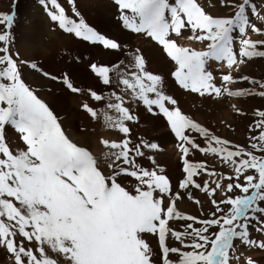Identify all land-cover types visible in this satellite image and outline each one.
<instances>
[{
    "label": "snow or ice",
    "instance_id": "snow-or-ice-1",
    "mask_svg": "<svg viewBox=\"0 0 264 264\" xmlns=\"http://www.w3.org/2000/svg\"><path fill=\"white\" fill-rule=\"evenodd\" d=\"M15 2L10 14L0 13V250L12 264H257L246 251H264V239L252 236L253 231L264 235V110L254 112L248 145L234 144L182 113L164 91L163 77L147 70L139 48L106 37L83 18H70L58 0H39L64 33L119 57L89 65L101 90L88 89L81 103L89 119L121 136L99 139L105 174L93 153L70 140L58 117L24 81L22 69L27 67L81 93L67 73L52 76L10 51ZM66 2L80 17L75 0ZM113 3L121 28L154 42L174 64L170 75L180 89L213 101L264 98V80L234 76L247 61L264 58V27L257 23L264 25V9L255 0H220L221 7L231 9L220 17L208 14L198 0ZM185 31L191 33L187 40L204 48L178 44ZM250 34L262 38L253 40ZM213 64L227 70L219 83ZM244 82L251 87H231ZM140 107L162 116L174 136L182 165L175 188L152 154L161 150L159 144L131 139L130 125L140 124ZM232 108L245 114L236 105ZM8 128L23 147H11ZM195 152L217 158L230 171L210 170L204 160L189 159ZM140 159L153 167L141 165ZM194 191L206 195L207 214ZM217 194L222 198L216 199ZM185 196L201 207L199 216L178 209ZM146 236L156 240L155 252ZM238 248L245 251L238 253Z\"/></svg>",
    "mask_w": 264,
    "mask_h": 264
},
{
    "label": "rangeland",
    "instance_id": "rangeland-1",
    "mask_svg": "<svg viewBox=\"0 0 264 264\" xmlns=\"http://www.w3.org/2000/svg\"><path fill=\"white\" fill-rule=\"evenodd\" d=\"M214 1L215 0H198V3H200L208 14L214 17L231 14L229 7H223L224 9H222L220 0L216 2L217 4ZM58 2L65 8L66 14L70 18L76 19L77 22L79 18H83L89 26L106 37L115 39L122 45H128L129 49L139 48L146 59L147 70L163 77L164 91L177 100L178 107L182 113L209 128L214 134L226 138L234 144L241 146L248 145L249 137L254 134L249 132L248 126L257 119L254 115L255 110H264V98L253 96L246 98H224L220 101H213L211 99L200 98L195 94H189L175 84L174 79L170 75L171 71L174 70V64L165 57L161 49L155 45L154 42L121 28L118 20L117 7L113 3V0H75V8L80 13V17L74 16L66 0H58ZM225 2H228V0H225ZM255 2L258 3L259 6L260 0H255ZM38 3V0H16V18L14 27L11 29L15 39L14 43L10 45V51L13 54L18 52L20 59L36 63L39 68L43 69L44 72L50 73L52 76L62 77L64 73H67L73 85L81 89V93L74 94L60 82L47 79L40 75V73L33 72L27 67L22 69L24 81L33 88L38 98L44 101L49 106L50 110L58 117L65 134L78 146L87 147L98 160L101 170L107 174L108 169L103 156L105 149L99 144V139L104 137L109 140H120L121 136L114 131H105L101 123L93 122L89 119L81 110V103L87 100L88 89L101 90L98 78L90 71L89 65L92 63L106 65L111 61L117 60L119 57L115 53H106L102 47L82 41L73 34L64 33L58 26L50 21L44 8ZM12 4L13 0H0V13L10 14L12 11ZM210 4H212L211 8H209ZM262 7H264V4ZM262 7L259 6L261 9ZM218 8H220L223 13H215L214 11L218 10ZM24 17H27V19L23 20ZM38 17L47 21H42L43 23L40 26L39 24L33 26L34 20H30H36ZM253 21L257 22L255 18H253ZM257 23L258 26L264 27V25H259V22ZM32 27L35 28L32 33V35H34L32 40L39 41L42 45L44 44L47 47L44 48L39 45L36 47V44H33L34 46L31 47L30 44H26L19 49V44L30 36ZM114 28H116L118 32L113 31ZM2 30L3 26L0 25V31ZM190 34L189 31L184 32L185 38L178 39L177 43L181 46L202 50L204 44L186 39ZM250 38L257 40L262 37L250 34ZM146 45H149V48H147L148 46ZM0 46L3 45L0 44ZM151 47L153 50H156L157 53L149 52L148 49L151 50ZM28 49L29 51L25 54L24 50L26 51ZM76 57H80L79 62H77ZM248 62H251V64L252 62L256 63L249 65ZM165 64L167 65L165 66ZM212 67L214 75L217 77V83H219V76L223 73L221 71L225 70L224 72H226L227 70L221 69L215 64H213ZM241 75L264 80V58H254L251 61H247L241 66L239 73H234V76ZM231 87L235 90L251 87V85L244 82L235 83ZM88 102L90 104L92 103L90 100ZM232 105H236V107L240 108L245 114H236L233 111ZM93 106L95 107V105ZM128 107L135 109L134 104H129ZM138 115L140 124L130 125L132 128L131 139L133 142H137V138L140 137L147 139L149 142L154 141L159 144L161 150L152 154L157 164L165 169L164 174L170 178L175 188L178 180L182 178V165L179 160L180 154L178 151L176 152L177 148L175 149L174 147V144H176L174 136L168 130L167 123L161 116L148 114L143 107L138 109ZM203 117L205 119H202ZM6 136L8 143L13 149L17 146L23 147L22 143L17 141L11 128L7 129ZM86 137L89 141L86 140ZM198 142L202 143V141L199 140ZM189 159L193 161L204 160L210 170L216 169L225 173L230 171L221 165L217 158L202 156L198 152H195ZM139 163L145 167H153L147 159H140ZM204 179L208 178L204 177ZM124 186L127 190L134 191V188L129 183L125 182ZM235 194L237 193H233V195ZM194 195L201 201L203 206L202 210L207 214L210 204L207 202L206 195L198 191H194ZM220 198L222 197L217 194L216 199L219 200ZM177 206L181 212L194 216H199L201 213V207L197 206L192 201H188L186 196L183 200L177 202ZM173 226L175 227V225ZM252 236L258 240L264 239V235L255 233L254 231ZM146 239L155 252L157 250L156 240L151 236H146ZM168 243L174 245L175 242L169 240ZM244 251L245 249L238 248V253ZM246 255L251 256L257 261V264H264V251L247 250ZM171 258L174 261L177 259L175 255ZM0 264H12L3 250H0Z\"/></svg>",
    "mask_w": 264,
    "mask_h": 264
},
{
    "label": "bare ground",
    "instance_id": "bare-ground-1",
    "mask_svg": "<svg viewBox=\"0 0 264 264\" xmlns=\"http://www.w3.org/2000/svg\"><path fill=\"white\" fill-rule=\"evenodd\" d=\"M218 0H215L214 2L216 3ZM209 2V1H208ZM227 3V2H226ZM217 4V3H216ZM258 4V3H257ZM211 5L212 4H210L209 5V8H211ZM218 6V5H217ZM259 6L260 7H262L263 6V4H261L260 2H259ZM222 9H224L223 7H222ZM226 9V8H225ZM262 9H264V7H262ZM229 10H231V9H229ZM215 13H223V11L220 9V8H218V10H216V11H214ZM212 14V13H211ZM27 19V17H24V19L23 20H26ZM32 20H34V24H33V26H36V25H38L39 24V26L40 25H42V21H47V20H44V19H42L41 17H38L36 20L35 19H31L30 21H32ZM34 30H35V28L34 27H32L31 28V32H30V36L28 37V38H26V39H24L20 44H19V49H21L22 47H24L26 44H30V46L32 47V46H34L33 44H36V47H37V45H39V46H42V47H44V48H46L47 46H45L44 44L42 45V43L41 42H39V41H33L32 39L34 38V35H32V33L34 32ZM113 31H117L118 32V30L116 29V28H114V30ZM185 32H187V31H185ZM115 34H117V33H115ZM118 35H120V34H118ZM122 36V35H121ZM70 40V39H69ZM139 40H140V38H139ZM143 41V40H142ZM130 42V41H129ZM136 42V41H135ZM140 42V41H139ZM134 44V43H133ZM146 46H148L147 48H149V45H146ZM149 50V52H151V53H157V51L156 50H153L152 49V47H151V50L150 49H148ZM29 51V49L28 50H24V52H25V54H27V52ZM147 51V50H146ZM150 55V54H149ZM154 55V54H153ZM156 56V55H155ZM157 56H159V55H157ZM159 58V57H158ZM159 59H161V58H159ZM162 60V59H161ZM165 63V62H164ZM253 63H256V62H252V64ZM248 64L249 65H252L251 64V62H248ZM167 64H165V66H166ZM255 67V66H254ZM246 70V69H245ZM225 71V70H224ZM224 71H221V72H224ZM250 71H251V69H250ZM259 71V70H258ZM37 84V83H36ZM40 85V84H39ZM232 101H234V100H232ZM213 105V104H212ZM220 106H221V104H220ZM220 106H218V107H220ZM215 108V107H214ZM211 109H212V107H211ZM220 113V112H219ZM209 116V115H208ZM197 117V116H196ZM214 117H216V116H214ZM202 119H205L204 117L202 118ZM165 133V132H164ZM168 136V135H167ZM86 140L87 141H89V139H87V137H86ZM81 143H83L82 141H80ZM260 263V262H259Z\"/></svg>",
    "mask_w": 264,
    "mask_h": 264
}]
</instances>
